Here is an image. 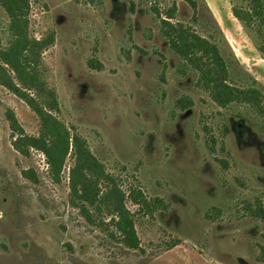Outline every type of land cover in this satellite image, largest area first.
<instances>
[{"label":"rangeland","instance_id":"rangeland-1","mask_svg":"<svg viewBox=\"0 0 264 264\" xmlns=\"http://www.w3.org/2000/svg\"><path fill=\"white\" fill-rule=\"evenodd\" d=\"M251 5L26 0L12 28L0 0V52L24 38L42 46L26 54L37 60L41 96L0 65L40 106L55 93L50 114L70 135L54 172L31 140L39 117L0 77V264H264V113L244 100L219 106L198 68L258 89L264 107L260 22L233 14ZM74 136L102 172L93 206L72 191ZM106 176L124 195L130 234L105 197Z\"/></svg>","mask_w":264,"mask_h":264},{"label":"trees","instance_id":"trees-1","mask_svg":"<svg viewBox=\"0 0 264 264\" xmlns=\"http://www.w3.org/2000/svg\"><path fill=\"white\" fill-rule=\"evenodd\" d=\"M5 2L8 13L13 22L11 27L15 28L18 24L17 18L20 17V12L26 6V0H3ZM190 1V0H188ZM253 4L249 8L242 11L234 9V16L239 19L246 26L250 27L255 20H258L257 31L264 38V0H253ZM174 12V10H173ZM174 14H170L169 17L173 18ZM17 33V32H16ZM23 37H21L22 39ZM206 42V41H205ZM204 43V42H203ZM209 45V44H208ZM41 44L37 42H29L26 38L23 42H17L13 45L7 53L0 52V59L8 66L11 71L16 75V78L20 81L22 86L30 88L39 95L41 90L39 84L41 83L35 68L37 62L35 56L26 55L29 52L41 49ZM176 49L187 61L192 64L197 63V57H194V52L183 53L182 50L174 44ZM257 49L264 55V44H259ZM201 70V85L208 91L213 100L221 107H227L234 101H242L251 104L256 108L257 112L264 113V107L261 106L262 93L256 88L240 89L232 84L226 82L225 78L220 76L217 78H211L206 74V69L211 68L210 65H198ZM226 66L222 65V74L226 72ZM2 76V85L6 86L10 90L14 91L24 101H26L31 109L37 114L41 121V135L39 138H31L36 148L42 150L48 158V163L51 169L60 171L62 168L63 160L69 150L70 135L65 129H61L57 120L50 114L51 111H55L58 108V102L56 100L55 93L47 91V96L50 102H45L49 110H46L44 106H40L38 102L29 93L21 92L16 85L12 84V79L7 74L6 69L0 65V77ZM9 82H7V78ZM12 84V85H11ZM41 96V95H40ZM74 148L76 149V166L72 170L71 174V187L73 193L83 203H87L91 206L95 205L99 198L98 183L102 177V172L99 170L100 165L98 161L92 156L89 150L85 149L79 137H73ZM105 181L108 182L107 192L105 197L110 202H116L118 204L113 205V212L118 215V227L129 234L132 233L133 226L131 220L128 218L129 213L122 206L124 195L119 190L117 181L111 176H106ZM106 200V199H103ZM111 202V203H112ZM258 214L264 219V210H258ZM131 247H137L136 243H132ZM259 260L264 262V247L261 248Z\"/></svg>","mask_w":264,"mask_h":264}]
</instances>
